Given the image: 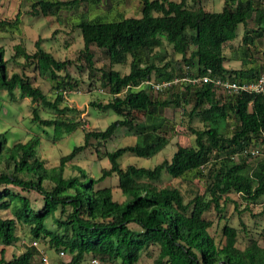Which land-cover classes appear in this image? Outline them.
Instances as JSON below:
<instances>
[{
	"label": "trees",
	"instance_id": "obj_1",
	"mask_svg": "<svg viewBox=\"0 0 264 264\" xmlns=\"http://www.w3.org/2000/svg\"><path fill=\"white\" fill-rule=\"evenodd\" d=\"M86 1L37 0L33 9L34 14L47 17L55 15L59 7ZM188 1L140 0V17L111 22L82 20L77 27L84 48L76 60L55 58L40 41L34 53L21 43L15 45L9 58L5 47L0 46V90L12 100L19 94L36 104L33 119L44 132L52 129L60 137L84 127L81 112L65 105V94L79 86L68 67L80 62L83 66L79 69L86 67L90 81L95 78L98 69L93 47L111 63L109 69L100 70L99 77L110 99L106 103L92 101L90 106L118 116L104 130H85L84 144L75 146L52 167L39 155L40 136L10 143L8 132L0 131V264H43L32 246L6 258L7 247L21 240L20 229L27 232L31 242L39 241L42 248L64 250L71 257L68 264H91L93 259L105 264H139L145 254L154 252L157 255L152 264H264V247L257 240L251 239L244 249L239 248L238 232L226 221L222 228L225 241L218 240L211 232L214 223L207 217L216 211L223 219L231 193L250 203L264 196V156L252 160L250 152L254 146L264 153V95L242 92L224 96L210 83H173L205 75L240 84L257 81L264 73V63H250L244 58L242 68L228 69L224 65L225 46L236 39L240 25L245 26L244 45H253L251 34H264V7L260 0H225L221 12H211L201 0H192V4ZM21 16L0 17V32L18 30ZM165 41L182 57L175 67L173 61L165 62ZM21 60L25 71H35L51 82L54 98L25 72L10 71L11 61ZM129 60L128 74L112 69ZM152 79L155 83L172 82L165 98L154 97L150 85L142 88ZM183 106H189L190 123L198 120L202 124L199 128L190 124L195 144H177L171 159L154 168L134 164L122 167L119 159L125 153L150 158L161 152L170 141L169 128L174 129L164 113ZM41 107L54 116L43 119ZM119 129L134 133L135 144L107 151L92 142H107ZM89 148L95 149L99 158H107L110 168L103 169L97 179L81 168L76 175H66L68 164ZM164 173L178 179L203 180L205 193L186 201L179 188H158L133 180L134 176L156 182ZM114 175L127 197L125 202L115 200L110 187L96 188ZM5 212L11 217H5Z\"/></svg>",
	"mask_w": 264,
	"mask_h": 264
},
{
	"label": "rangeland",
	"instance_id": "obj_2",
	"mask_svg": "<svg viewBox=\"0 0 264 264\" xmlns=\"http://www.w3.org/2000/svg\"><path fill=\"white\" fill-rule=\"evenodd\" d=\"M69 2L71 0H48ZM181 1V0H175ZM203 7L207 11L221 12L224 7L225 0H201ZM264 7V0H260ZM37 0H0V17L1 18H14L18 13L21 16V24L18 30L11 32H0V46H4L7 52V58L14 53V46L17 44H23L29 53L36 51L35 44L40 41V45L47 52L51 53L55 58L59 60H76L81 49L84 48L83 38L81 30L77 27L82 20L100 19L102 22H111L122 19V17H140L141 16V4L140 0H100L86 1L79 3L76 6H64L59 7L55 15L43 16L41 14H34L33 5ZM192 4V0L188 1ZM250 26H253V22H249ZM245 33V26L240 25L237 30L236 39L225 46V55L227 61L225 67L232 70H238L243 67V59L245 58L250 63L256 62L257 64L264 63V34L252 33L251 36L254 39V44L246 46L243 43V36ZM96 57L95 66L98 72L95 73V78L91 81L89 79V71L86 67L79 69L81 64L76 62L75 65L68 67V73L78 81V88L69 91L65 94V105L75 108L81 112L80 116L84 121V127H81L77 131L68 134L63 133L60 137H57L52 129H46L44 132L33 119V104L30 99L22 98L19 94L15 100H12L7 92L0 90V131L8 132L10 136V143L14 142H27L29 139L35 136H40L42 143L39 149V155L42 159L46 160L47 166H57L60 158L63 155H67L71 150L78 145L84 144L85 130L101 131L106 129L112 122L118 119V116L112 111L102 112L99 109L92 108L90 103L92 101H102L106 103L110 99L108 90L103 88L99 77L101 76V69H109L110 60L105 54L93 47ZM159 50V49H158ZM163 52L166 54L167 61H173V66L181 61L182 57L175 54L172 45L167 41L164 43ZM21 60L20 63L12 62L10 64L11 72H18L20 74H27L30 76L35 85L40 87L51 98H54V92H52V84L50 81L42 78L35 71L24 70ZM130 60L128 64H116L112 66V69L119 72L121 75H126L130 71ZM25 72V73H24ZM65 75L66 73H62ZM177 80V79H176ZM153 82H156L152 79ZM178 85V83H177ZM147 87L143 85L142 88ZM220 94L226 95L221 89ZM154 93L156 98H165L166 92ZM189 106L181 107L179 109H167L164 113L166 119H169L168 124L173 126L174 129L169 128V143L161 151L150 158H140L129 153H125L119 162L122 167L129 165H137L144 168H154L157 164L161 163L165 159H171L176 151L177 144H181L186 147H191L195 144V136L191 133L189 127L192 124L195 127H202V124L198 120H194L190 123L187 116ZM40 116L43 119H49L54 116L53 112L40 108ZM143 121V117H140ZM231 125L233 122H229ZM57 138V139H56ZM99 150L106 149L107 151H114L118 148L128 145H134L136 142V136L134 133L129 132L127 129H119L115 137L107 142L92 141ZM251 151L258 154H252V160H259L264 156L262 149L258 147H252ZM110 161L105 158H99L97 152L93 148H89L81 152L77 158L69 163L66 170V175L78 174L77 168L85 170L92 178H99L102 174V170L110 168ZM133 180L144 183H153L158 188H179L185 197L186 201H189L196 194H204L206 190V183L200 179H178L173 178L169 174L164 173L159 181L152 182L145 177H134ZM120 180L114 175L106 178L100 182L96 188L110 187L113 190L114 199L120 202H125L127 197L122 193L120 189ZM228 202L225 204L224 218L220 219L219 214L216 211H211L207 217L210 218L214 225L211 232L216 239H225L222 235V228L224 221L230 226L235 228L238 232L237 246L244 249L251 239L257 240L261 246L264 247V196L255 203H250L243 200L238 194L231 193L228 196ZM5 217H11L9 212L3 213ZM18 234L21 238L20 242L13 246L7 247L6 258L11 259L13 255L19 254L25 250L30 240L27 232L19 230ZM23 241L26 243L24 244ZM3 245L0 243V251ZM44 250L47 252L51 264H60L62 260L59 258L58 252L50 251L48 246H45ZM156 252L151 256L144 255L139 264H152ZM38 257L37 259H39ZM70 256L67 258V262H70ZM40 261V260H38ZM65 263V261H64ZM85 264H90L85 263Z\"/></svg>",
	"mask_w": 264,
	"mask_h": 264
},
{
	"label": "built area",
	"instance_id": "obj_3",
	"mask_svg": "<svg viewBox=\"0 0 264 264\" xmlns=\"http://www.w3.org/2000/svg\"><path fill=\"white\" fill-rule=\"evenodd\" d=\"M180 81H188L190 84L192 85H197L199 83H210L213 84V86H215L216 88L221 89L224 93L227 94H239L242 92H248L251 94H263L264 95V73L261 74V76L258 78L257 81L252 82V83H244V84H240L236 81H233L231 79L228 78H221V77H212L211 75H205V76H201V77H195V78H187V79H180V80H175L173 83L177 84ZM150 85L152 87V89L154 90V92L160 93L163 92L164 90H166L169 86L172 85V82H163V83H155L153 81H147L145 82L143 85ZM142 85V86H143ZM251 154H258L259 152H253L250 151ZM248 153V152H246ZM23 243L25 244L26 242L23 241ZM28 246H32L35 247L39 253V257L41 258L43 264H51L50 263V259L49 256L47 254V252L44 250V248H42L41 244L39 241H33L31 243L28 244ZM59 258L62 260V262L60 264H68L69 262H67V258L68 255L64 250H60L58 252ZM71 260V258H70ZM69 260V261H70ZM65 261V263H64ZM91 264H105L103 262H101L99 259H93L91 261Z\"/></svg>",
	"mask_w": 264,
	"mask_h": 264
}]
</instances>
